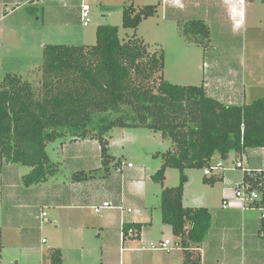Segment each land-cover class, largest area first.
I'll use <instances>...</instances> for the list:
<instances>
[{
  "label": "trees",
  "instance_id": "1",
  "mask_svg": "<svg viewBox=\"0 0 264 264\" xmlns=\"http://www.w3.org/2000/svg\"><path fill=\"white\" fill-rule=\"evenodd\" d=\"M158 7L125 8L123 27L137 30L143 20L157 14ZM27 10L36 12L32 6ZM183 33L200 42L210 36L203 21L187 23ZM164 68L163 54H151L140 39L122 42L119 28L111 25L97 29L93 47L46 46L39 86L10 74L0 84V173L7 165H22L31 168L23 178L26 187L45 184L61 172L48 146L72 139L97 141L102 166L109 172L111 165L121 164L109 152L114 129L160 133L173 145L159 154L163 163L153 176L163 186L162 220L180 239L184 264H199L198 259L190 263L188 250L203 243L212 215L205 208L184 207L186 171L210 168L215 156L227 160L232 154L240 158L249 149H264V97L249 105H227L209 97L203 85L171 84L164 79ZM169 169L181 173L177 187H164ZM92 177L78 172L73 179ZM218 180L205 175L204 183L213 186ZM246 181L257 187V177L247 176ZM142 228L127 224L123 231L134 230L139 239ZM45 262L63 264L62 252L51 251Z\"/></svg>",
  "mask_w": 264,
  "mask_h": 264
},
{
  "label": "rangeland",
  "instance_id": "2",
  "mask_svg": "<svg viewBox=\"0 0 264 264\" xmlns=\"http://www.w3.org/2000/svg\"><path fill=\"white\" fill-rule=\"evenodd\" d=\"M83 3L91 7V22L87 27L83 25L81 15H78L77 6ZM131 5L137 10L146 6L159 7L154 17L143 20L138 29L133 30L123 27V12ZM30 6L36 8L34 14L27 10ZM191 21H203L208 25L210 30L208 40L194 41L184 35L183 27ZM4 24L17 28L16 39L7 36L6 41H0V84L10 74L22 76L36 87L39 86L46 46L93 47L97 44V29L100 26L111 25L119 28V38L122 42L133 38L140 39L151 54H163L165 63L163 76L171 84L200 87L210 81L211 77H218L215 74L227 76L229 70H234L237 71L235 75L238 77L234 75L231 79L241 86L244 94L243 103L249 105L264 97L262 0H50L43 3L36 0L35 4H26ZM109 136L110 154L135 167L129 175H124V172L118 174L122 177L121 184L123 194L128 200L127 204L130 207H140L137 200H141V194L145 192V200H149L147 207L150 208L153 217L149 236L153 243H158L163 237L166 225L163 223L161 213L163 186L154 181L153 176L163 163L159 154L168 152L173 145L160 133L141 128H116ZM63 141L58 140L47 148L53 162L58 161L61 156L60 146ZM249 154L261 156L264 152L255 149L249 152L247 157ZM237 160L240 158L231 155L228 161L219 159L217 162H221L227 168L233 167ZM10 166L14 171L9 181L16 187L17 197L12 196L9 190L5 192V184H0L2 236L0 264H49L44 263V258L50 255L57 239L64 236V229L62 226L57 229L55 225L60 212L49 205L40 204L39 200H44L43 196L49 195L54 188H59L64 182L68 183V179L82 184L87 180L75 181L73 176L78 172L70 173L67 166L61 165L60 174L56 178H51L49 183L26 187L23 178L30 173L31 168L22 165ZM139 166L146 169L144 175L135 173ZM85 173L96 178L93 186L99 185L105 175L104 170L100 174L98 171ZM186 174L191 181L189 190L196 200L202 197L205 200L209 198L218 200L220 194L203 182L204 170H188ZM180 177L179 170H167L164 187H177ZM138 181L145 182V191L133 188ZM126 186L128 190H125ZM1 200H27L35 202L33 205L36 206L27 211L18 210L29 215V218L23 216L21 219L20 214L12 209L9 202L6 210L1 209L3 206ZM189 205V201L186 200L185 207ZM42 212L47 213L48 223L41 224L39 216ZM82 212L89 223H93L100 216L90 208ZM12 218H18L20 226L23 227L21 230L10 227ZM100 233V229L97 228L86 231L83 260L81 249L73 251L66 248L65 264H156L164 256L162 252L147 249L149 245L141 246L138 243L135 247L142 250L130 251L134 244L129 239L124 245L121 244L119 251L105 234ZM43 239L49 241V244L42 245Z\"/></svg>",
  "mask_w": 264,
  "mask_h": 264
},
{
  "label": "crops",
  "instance_id": "3",
  "mask_svg": "<svg viewBox=\"0 0 264 264\" xmlns=\"http://www.w3.org/2000/svg\"><path fill=\"white\" fill-rule=\"evenodd\" d=\"M44 1L48 2L50 0H42V3ZM35 3L36 0H0V41H6L5 38L7 36H9L10 39H16L17 27H10L6 24L3 25V23L12 15L18 13L26 4ZM77 9H79L78 15L80 16L81 5L79 7L77 6ZM219 74L220 73L215 74L218 75V77H211L210 81H207L206 84L203 85L207 95L227 105H247L243 103L244 94L242 93L241 86L231 79V77L237 74V71L229 70L227 76H221ZM235 77L237 78L238 75H235ZM228 78L230 79L228 80ZM60 150L62 153L61 156H59V160L56 162L67 166L70 173L98 171L100 174L104 170L101 162V149L97 141L80 139L63 141ZM256 150L264 152V149ZM146 151L150 153L149 150ZM252 151H255V149L247 150L246 153L240 157V160L235 161V165L238 161H242L245 168L248 170L256 171L264 169V154H261V156H257L256 154L255 156H251L249 154L247 157V154ZM232 155L238 158L234 154ZM113 157L116 163L119 161L124 162L123 159L116 158L115 156ZM219 159L223 160L220 156L214 157L211 164L212 167H216L219 164L217 162ZM228 159L226 161H228ZM113 165H111L109 172L104 170L105 175L103 176V181L99 185L95 184L93 186V183L96 182L95 177L87 180L84 184L76 183L68 179V183L64 182L59 188H54L53 192H50L49 195L43 196L44 200H39L40 204L43 203V205L45 204L44 206L49 205L50 208H54L60 212L55 225L57 229L62 226L64 229V236L57 239L56 245L52 247V251L56 249L60 250L63 255V264H65L66 257L64 250L66 248L72 249L73 251L81 249V259L83 260L85 255L83 247L84 235L90 228L100 229V234H105L107 239L114 244L115 249H119L120 251L121 244L124 245L128 241H122V230L125 225L133 224L143 225V228L139 239H129L134 244L133 248L129 249L130 251L140 252L142 250L135 247L137 243L141 246L149 245L147 249H150L152 244L170 240L173 244L177 245V248L169 253L159 251L164 253V256L160 258L156 264H184L185 251L179 245L180 239L174 236L169 226L164 227L163 237L158 243L152 242L149 235L151 233L153 217L152 213L149 211L150 208L147 207L149 200H145V192H142L141 200H137L140 207H130V205L127 204V198H125L123 194V187L121 184L122 177L119 176L117 172L118 166L113 168ZM235 165L227 168L223 166V169L215 170L212 176L208 177L219 179L213 186L205 184L215 189V191L220 194L218 200L214 198L205 200L203 197L196 200L195 196H193L189 190L191 181L189 180L185 186L183 196L184 207L185 201L188 200L190 205L186 208H205L208 209L212 215V225L203 243L197 247L192 246L188 250L191 254L189 258L191 261L190 263L196 262L198 259L199 264H264V210L257 207L243 210L239 205L227 209L223 208V201L226 198L232 197L234 188L244 179L243 172L241 170H236ZM112 168L114 172H112ZM13 169L14 168L10 165L4 167L3 171L0 173V184H5V192L9 190L12 196L17 197L16 187L9 181L10 175L14 171ZM134 169L135 167L125 168L121 173L124 172V175H129L131 170ZM145 171L146 169L144 167L139 166L138 169L135 170V173L141 176L145 174ZM204 178L205 175L203 176V182ZM120 184L119 190L118 187ZM133 188L145 191V182L138 181L134 184ZM125 190H128L127 186ZM20 195L19 192V196ZM108 197L113 198L108 199ZM8 202L11 204L12 209L20 214L21 219H23V216L29 218V215L27 212L18 210L24 209L27 211V209H33L36 206L33 205L35 202L27 200H1L3 205L1 209L6 210V206H9ZM106 202L114 206H123L125 209H131L132 212L129 213L126 211L122 213L119 209H107L98 214L100 216H98L96 221H93L94 224L85 220V214L82 212L83 210L86 208L94 210V207H100ZM10 220L13 221H11L10 224L12 229L21 230L23 228L20 226L18 218H12ZM47 244H49V241L42 245Z\"/></svg>",
  "mask_w": 264,
  "mask_h": 264
},
{
  "label": "built area",
  "instance_id": "4",
  "mask_svg": "<svg viewBox=\"0 0 264 264\" xmlns=\"http://www.w3.org/2000/svg\"><path fill=\"white\" fill-rule=\"evenodd\" d=\"M41 2L42 0H38ZM81 21L85 27L89 26L91 22V7L85 3L81 4ZM206 66V65H205ZM223 164L219 163L216 167L206 168L205 175L211 177L213 172L218 169H223ZM124 168H133L132 164L121 162L117 168V172L121 173ZM236 170H241L244 175L243 181L236 186L233 190L232 197L226 198L223 201V208L227 209L235 205H239L240 208L247 209L257 207L264 210V169L251 171L245 168L242 161H238L235 165ZM258 178L257 187H254L251 183L246 181V177ZM95 213L100 214L103 210L107 209H119L122 213L129 212L131 209H125L123 206H114L113 204L106 202L100 207L93 208ZM41 224L48 223V215L46 212H42L40 216ZM137 232L130 230L127 234L122 230V241H126L130 238L136 239ZM45 239L42 240V244H46ZM177 248V245L173 244L170 240H165L158 244H152L150 250L172 252Z\"/></svg>",
  "mask_w": 264,
  "mask_h": 264
},
{
  "label": "bare ground",
  "instance_id": "5",
  "mask_svg": "<svg viewBox=\"0 0 264 264\" xmlns=\"http://www.w3.org/2000/svg\"><path fill=\"white\" fill-rule=\"evenodd\" d=\"M242 16V15H241Z\"/></svg>",
  "mask_w": 264,
  "mask_h": 264
}]
</instances>
